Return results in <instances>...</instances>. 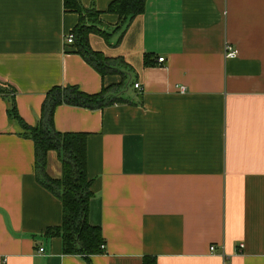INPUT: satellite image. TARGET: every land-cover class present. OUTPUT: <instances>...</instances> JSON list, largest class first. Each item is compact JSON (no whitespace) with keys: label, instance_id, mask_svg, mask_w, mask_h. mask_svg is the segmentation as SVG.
<instances>
[{"label":"crops","instance_id":"1","mask_svg":"<svg viewBox=\"0 0 264 264\" xmlns=\"http://www.w3.org/2000/svg\"><path fill=\"white\" fill-rule=\"evenodd\" d=\"M80 1L103 12L112 34L90 45L121 72L102 76L66 43L80 15L64 0H0V84L35 125L53 86L92 94L127 77L126 102L54 114L56 130L88 134L89 222L105 248L86 260L47 234L61 199L37 180L34 141L0 94V264H264V0H147L116 31L112 0ZM48 172L61 176L57 151Z\"/></svg>","mask_w":264,"mask_h":264},{"label":"trees","instance_id":"2","mask_svg":"<svg viewBox=\"0 0 264 264\" xmlns=\"http://www.w3.org/2000/svg\"><path fill=\"white\" fill-rule=\"evenodd\" d=\"M65 8L79 13L78 24L72 29L75 34L73 46L77 53L92 65L102 76L119 73L122 61L105 55L91 47L89 36L92 33L109 39L112 32L101 26L102 11L85 9L80 0H64ZM147 0H112L107 12L119 17L113 31L121 29L128 21L142 14ZM150 54L144 56L145 65H153ZM121 72V71H120ZM118 85L104 86L100 92L87 93L77 85L53 86L42 104L41 116L35 125L27 124L19 114L14 89L0 84V94L8 100V115L11 122L17 123L22 135L35 144V168L37 180L50 192L61 199L63 220L59 226L47 228L49 236H59L63 240V250L67 254H78L89 260L91 255L102 252L104 243L102 229L89 222L90 201L95 196L92 190L93 179L87 173V137L84 132H60L54 124L57 106L74 105L89 109L126 102L121 90L129 86L127 77H122ZM57 151L61 161V176L52 177L48 172V155Z\"/></svg>","mask_w":264,"mask_h":264},{"label":"built area","instance_id":"3","mask_svg":"<svg viewBox=\"0 0 264 264\" xmlns=\"http://www.w3.org/2000/svg\"><path fill=\"white\" fill-rule=\"evenodd\" d=\"M74 39H75V34H74V32L71 30V31H69V32L66 34V36H65L66 43H67V44H73ZM236 55H237V51L235 50V48L233 47V45L227 43L226 46H225V56H226L227 58H234V57H236ZM164 60H165L164 57H159V62H163ZM134 86H135V88H137V89H138V88H139V89L141 88V84H140L139 82H135V83H134ZM184 89H185V88H182V90H184ZM239 247L242 249V248L244 247V244L241 243V244L239 245ZM101 248L104 249V248H105V245L102 244V245H101ZM211 249L214 250V249H215V246H212ZM43 250H44V248L41 247V248H40V251H43Z\"/></svg>","mask_w":264,"mask_h":264},{"label":"rangeland","instance_id":"4","mask_svg":"<svg viewBox=\"0 0 264 264\" xmlns=\"http://www.w3.org/2000/svg\"><path fill=\"white\" fill-rule=\"evenodd\" d=\"M126 91H127V88H126Z\"/></svg>","mask_w":264,"mask_h":264}]
</instances>
